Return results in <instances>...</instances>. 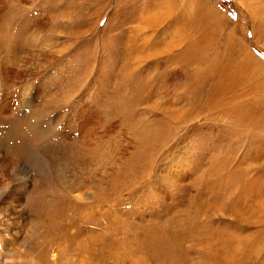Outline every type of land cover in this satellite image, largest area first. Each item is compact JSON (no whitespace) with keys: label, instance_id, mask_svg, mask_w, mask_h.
Wrapping results in <instances>:
<instances>
[{"label":"rangeland","instance_id":"rangeland-1","mask_svg":"<svg viewBox=\"0 0 264 264\" xmlns=\"http://www.w3.org/2000/svg\"><path fill=\"white\" fill-rule=\"evenodd\" d=\"M256 4L0 0V264H264Z\"/></svg>","mask_w":264,"mask_h":264},{"label":"bare ground","instance_id":"bare-ground-1","mask_svg":"<svg viewBox=\"0 0 264 264\" xmlns=\"http://www.w3.org/2000/svg\"><path fill=\"white\" fill-rule=\"evenodd\" d=\"M250 12L252 18L254 19L262 18V14H264L262 8L257 4L250 9ZM1 139L7 144L9 150H12L13 146L21 148L23 142L27 139L26 123L23 120L21 121V119L15 120L5 128V131H3V134H1ZM1 193H3V191Z\"/></svg>","mask_w":264,"mask_h":264}]
</instances>
